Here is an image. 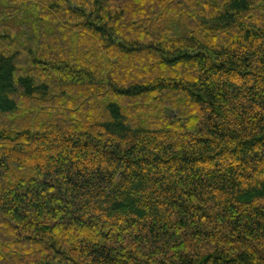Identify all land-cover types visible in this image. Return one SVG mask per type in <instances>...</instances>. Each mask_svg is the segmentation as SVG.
I'll return each instance as SVG.
<instances>
[{"label": "trees", "instance_id": "1", "mask_svg": "<svg viewBox=\"0 0 264 264\" xmlns=\"http://www.w3.org/2000/svg\"><path fill=\"white\" fill-rule=\"evenodd\" d=\"M0 264H264V0H0Z\"/></svg>", "mask_w": 264, "mask_h": 264}, {"label": "rangeland", "instance_id": "2", "mask_svg": "<svg viewBox=\"0 0 264 264\" xmlns=\"http://www.w3.org/2000/svg\"><path fill=\"white\" fill-rule=\"evenodd\" d=\"M140 2V1H139ZM138 1L136 2V5H140V3H139ZM143 3V5H146L147 3H144V2H142Z\"/></svg>", "mask_w": 264, "mask_h": 264}]
</instances>
